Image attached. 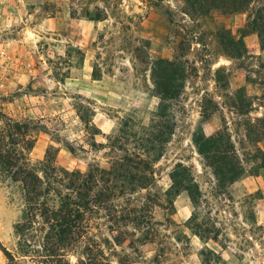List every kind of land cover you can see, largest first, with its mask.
Masks as SVG:
<instances>
[{"label":"rangeland","instance_id":"rangeland-1","mask_svg":"<svg viewBox=\"0 0 264 264\" xmlns=\"http://www.w3.org/2000/svg\"><path fill=\"white\" fill-rule=\"evenodd\" d=\"M83 8L104 19L84 17ZM248 12L192 15L183 0H0V134L13 158L36 164L48 151L50 163L86 173L128 153L144 157L145 138L160 140L149 157L150 184L112 202L125 218L121 242L111 241L109 211L93 218L110 264H121L124 255L127 264H264V168L252 156L255 147L264 153V141L247 140L243 125L264 114V54L257 34L246 31ZM220 29L242 41L241 57L227 53ZM158 58L189 67L184 88L165 102L151 75ZM239 89L250 108L230 98ZM207 99L218 107L202 116ZM28 122L37 129L26 152L23 130L13 127ZM166 124L172 134L159 136ZM224 127L243 174L218 188L193 138ZM178 163L198 184L196 206L186 191L171 202L164 195ZM17 178L0 163V264L7 261L2 249L20 264H40L24 244L38 248L46 227L21 230L32 216Z\"/></svg>","mask_w":264,"mask_h":264},{"label":"trees","instance_id":"trees-1","mask_svg":"<svg viewBox=\"0 0 264 264\" xmlns=\"http://www.w3.org/2000/svg\"><path fill=\"white\" fill-rule=\"evenodd\" d=\"M183 1L187 13L192 15H205L212 11H219L223 14L249 11L246 31L256 33L261 49H264V0ZM102 13L92 16L88 10L83 8V16L91 20L104 19ZM217 36L231 56L241 57L243 55L244 46L240 39H233L225 29H220ZM188 68L186 61L178 59L158 58L151 64L155 93L161 102L174 99L179 88H184V77ZM219 71L220 69L216 70L217 77ZM177 80H182L180 85H174ZM230 98H235L242 109L245 106L251 107V102L245 98L242 89H239ZM260 98L264 100V92ZM204 102L201 106L202 116L208 115V111L212 107H218L210 99L204 100ZM159 116L164 117L163 115ZM1 117L5 116L0 114V120ZM31 124L29 122L28 124H18L19 126L15 124L13 127L19 131L23 130L24 137L21 141L26 152L33 148L36 141L35 136L31 133L37 128L30 127ZM243 125L247 140L255 144L264 141V114L253 121L245 120ZM165 130L167 133V124L163 126L159 136L163 135ZM169 133L172 134V132ZM193 140L197 152L212 171L218 188L225 187L242 176L243 168L233 148L227 127L218 129L210 135H205L203 132L196 134ZM158 141L160 140L157 136L145 138L144 157L141 154L128 153L116 158L108 168L92 166L88 172L82 173L65 170L50 163L48 151L44 158L36 164L31 163L26 156H22L20 159L13 158L4 149L3 135L0 134V163L7 169H14V175L18 177L16 180L21 182L22 190L25 192L28 213L32 216L26 220V223L20 225L21 230L33 228L35 225L42 229L46 227L38 248L34 249L30 244H24L27 248L26 253L28 250L36 253L41 259L40 264H110L101 249V234L94 232V229L99 228L93 218L100 214L101 209L109 211L108 215L116 227L109 226L111 233L115 232L111 236V241L115 244L121 242L122 238L120 237L124 232L120 229V223L125 218L122 214L116 216L118 211L112 202L125 194L129 195L125 198L129 200L130 195L137 192V189H145L150 184L153 173L149 174L151 169L149 157L155 153ZM12 142L13 140L10 141V143ZM255 148L252 156L259 161L257 166L264 168V153L259 147ZM68 149L72 150L69 147ZM169 176L171 185L164 193L168 202H171L172 197L177 196L180 192L186 191L193 206L199 204L201 196L198 184L187 166L178 163ZM144 201L149 206V203L153 202V198L148 196L144 198ZM35 211L39 213L42 219L41 223L34 220ZM138 217L135 215L133 221L135 222L136 219L138 222ZM148 219L150 220L151 216ZM104 241L105 243L110 242L108 238H104ZM2 251L7 259L4 264H20L7 250L2 249ZM78 251L80 255L74 262H71L69 255ZM127 260L128 256L124 255V262L121 264H127Z\"/></svg>","mask_w":264,"mask_h":264},{"label":"crops","instance_id":"crops-1","mask_svg":"<svg viewBox=\"0 0 264 264\" xmlns=\"http://www.w3.org/2000/svg\"><path fill=\"white\" fill-rule=\"evenodd\" d=\"M260 53L264 54V49L260 50ZM10 231V230H9ZM8 230H6V236H9L10 232ZM1 235H3V232L0 233ZM3 261V258L0 256V262Z\"/></svg>","mask_w":264,"mask_h":264}]
</instances>
